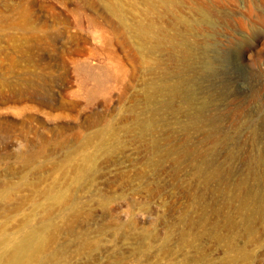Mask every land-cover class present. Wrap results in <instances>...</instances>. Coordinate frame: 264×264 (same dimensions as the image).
Masks as SVG:
<instances>
[{
    "label": "rangeland",
    "instance_id": "rangeland-1",
    "mask_svg": "<svg viewBox=\"0 0 264 264\" xmlns=\"http://www.w3.org/2000/svg\"><path fill=\"white\" fill-rule=\"evenodd\" d=\"M260 54L264 0H0V257L47 223L48 246L31 264L221 260L209 236L196 247L181 237L182 217L206 213L188 149L259 125L264 90L242 129L230 109L261 87ZM96 68L107 75L98 88ZM259 238L240 264H264Z\"/></svg>",
    "mask_w": 264,
    "mask_h": 264
},
{
    "label": "bare ground",
    "instance_id": "bare-ground-1",
    "mask_svg": "<svg viewBox=\"0 0 264 264\" xmlns=\"http://www.w3.org/2000/svg\"><path fill=\"white\" fill-rule=\"evenodd\" d=\"M202 14L204 17L208 15V12L203 10ZM187 46L185 48L188 50ZM189 50L191 51H187L186 53L191 59L194 57L195 51L191 46ZM237 50L235 49L234 53H232V57L235 60H238L239 51ZM223 56L220 57L223 58L221 60H227L225 58L226 55ZM210 59L208 56L205 57L204 69L208 72L209 76L213 77L215 75L216 60L211 61L214 58ZM259 61L264 62V55L260 54L255 59L256 63ZM87 68L89 70L91 67ZM85 70L88 72L87 69ZM97 71L98 68L93 69L91 72L96 88L101 87V84L105 80L104 77L107 76L105 72L100 73ZM88 73L91 74L90 72ZM258 73L261 74V71L259 70ZM26 84H29V82H26ZM179 84L181 83H178L176 87H172L175 88V96L184 97L186 103L190 104V100H193V97L187 89L185 94H181L177 90ZM184 89H181V91ZM263 90L264 80L259 90L246 99L234 95L232 100L233 106L230 109L233 115L230 124L239 125L241 129L244 125L248 124L247 120L243 123L240 122L241 115L246 111L248 114L247 106L251 101L259 97ZM206 105L207 102L197 106L194 117L201 116V111H203ZM220 117L221 115L214 119L217 125H220L218 124ZM263 122L264 118L257 122L259 125L255 124L251 126L247 133H244L245 135H241L240 131H237L230 137L229 142V137L224 140L218 134H206L200 146L191 145V148L188 149L189 162L193 170L189 175V183L194 188V181H199L197 188L200 187V198L206 203V213L201 212L197 217H182L181 220L185 226H183V230L181 231V237L186 244L193 247L197 246H195L197 240H201L206 236L216 241L222 250L226 251V254L221 260L215 259L216 262L214 261V264H240L244 260L253 259V254L248 251V248L254 242H259L261 240L259 237L264 235V146L259 144L262 140L264 141V131H261L260 126V124H264ZM207 140H216L219 142V145L217 147H212L210 144L207 145ZM217 152L222 155L219 161H216L212 157V154ZM194 192H197V190L195 189ZM48 227L49 224L47 223H44L41 229L29 226L26 234L16 244L11 259L4 261L0 257V264L33 263L40 252L48 246L47 240L50 237V233H46L44 230ZM148 236H154V231L149 230ZM241 236L246 237L244 244L240 243ZM210 260L212 261V258Z\"/></svg>",
    "mask_w": 264,
    "mask_h": 264
}]
</instances>
